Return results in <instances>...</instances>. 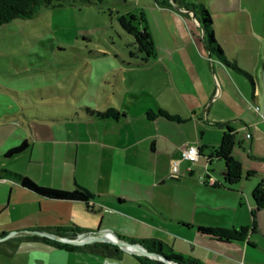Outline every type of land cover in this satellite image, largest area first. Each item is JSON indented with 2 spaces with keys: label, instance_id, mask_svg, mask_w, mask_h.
I'll list each match as a JSON object with an SVG mask.
<instances>
[{
  "label": "crops",
  "instance_id": "1",
  "mask_svg": "<svg viewBox=\"0 0 264 264\" xmlns=\"http://www.w3.org/2000/svg\"><path fill=\"white\" fill-rule=\"evenodd\" d=\"M206 1L207 4L200 3L210 9L215 38L231 65H226L207 50L203 31L194 13L184 8L186 4L182 0H160L150 6H142L140 3L143 2H140L133 12L143 13L155 42L156 56L142 64L122 53L111 52L113 48L109 46L99 51L100 55L121 64V73L116 77L112 91L121 99L122 108L109 106L105 109L121 111L124 117L120 120L89 118L84 108L90 106L77 107L72 103L43 105L47 109L42 114L27 92L9 88L10 99L18 100L20 107L14 101L4 111L0 110V169L8 170L3 162L19 157L28 166H38V171H31L30 167L28 171L43 183L47 181V174L53 185L48 188L64 190L55 185L78 187L83 185L82 181L91 180L107 194H94L84 186L94 196V208L90 210L83 202L50 199L23 187L16 180L0 179V264H145L135 254L120 247L118 256H110L87 248L78 251L31 239L33 236L45 237L34 231L74 239L72 235H58V229L78 230L79 234L108 231L121 238L145 241L153 240L143 232L148 227L155 230L160 239L173 238V242L169 240L170 244L163 243L175 252L202 264L210 263L202 256L195 258L187 248H179L177 236L207 246L219 263L227 259L234 264H241L240 261L246 264L257 258L253 251L259 248L258 240H248L245 235L242 241L227 242L202 236L195 228L181 224L190 222L167 216L155 202L160 199L167 205L178 201H192L198 205H206L208 200L213 203L212 195L198 203L199 198L195 199L198 193L188 178L200 180L206 173L207 157L213 148L219 147L226 130L220 125L228 124L239 133L241 144L235 147L234 156L242 163V178L233 186H223L225 165L216 159L210 164L209 172L219 186L201 181L200 184L211 190L239 194L238 210H242L244 224L248 225L249 220L253 222V236L264 234V210L256 208L251 193L259 184L253 180L254 176L264 177V107L258 99L264 96L254 74L248 70L252 68L255 73H260L264 82V0ZM152 9L160 18L169 19L164 40L167 42L157 35V24L149 13ZM86 63L81 66L90 71L92 85L94 62L87 60ZM145 68L156 73L150 79L158 87L157 95L151 87L138 90L141 78L134 77L132 86L128 85L126 72ZM20 92L24 98L20 97ZM143 93L150 98L147 108L140 105ZM134 99L139 101V107L133 103ZM256 106L260 107L259 112L255 111ZM149 108L160 111V116L151 120L146 114ZM161 111L165 113L161 114ZM166 112L178 117H171ZM15 118H20V123L11 121ZM179 118L187 120L178 122ZM144 119L150 124L154 122L151 129L147 128ZM184 125H189V137L192 138H177V132ZM191 139L199 145L201 156L193 166L183 161L178 176L172 177V163L181 160L182 149L192 144ZM25 140L30 143L27 150L5 157L8 150ZM9 171L19 173L15 169ZM165 185L167 187L161 188ZM128 189L136 193L146 191L153 200L123 199L121 194L132 195ZM243 200L248 203L249 217L244 213ZM232 201L234 203L235 199ZM74 215H99L100 220L97 228L92 230L78 225ZM242 229L248 233L247 226ZM211 243L214 248L208 247ZM228 253L235 258H228Z\"/></svg>",
  "mask_w": 264,
  "mask_h": 264
},
{
  "label": "rangeland",
  "instance_id": "2",
  "mask_svg": "<svg viewBox=\"0 0 264 264\" xmlns=\"http://www.w3.org/2000/svg\"><path fill=\"white\" fill-rule=\"evenodd\" d=\"M156 1L160 0H127L126 3L122 0H107V2L102 5L80 4L75 6L67 4L64 7L57 8L44 7L32 19H19L1 26L0 110L4 111L6 106H9V104L14 101L17 102L18 106L20 105L18 100L14 99V101H12L10 99L11 94L9 93V88L17 92H27V94L32 97L31 101H33L35 107L38 108L42 114H44L45 109H47L43 105H56L58 103H72L77 107L86 105L97 110H105L109 106H114L119 109L122 108L121 99L112 91L114 84H116V77L121 73V64L113 59L111 61L110 57L100 55L99 51L104 50L105 46L108 47L113 43L115 46L113 48L116 52L127 55L125 54L126 51L124 52L122 49V45L127 42L128 38L132 40V37L128 36L120 26L118 22L119 16L136 11L140 2H143L140 3L142 6L146 4H148L147 6H150L156 5ZM182 1L186 5L198 4L200 2L204 4L208 3L206 0ZM153 9L150 10L149 13L157 24L156 32L158 37L164 41L167 38L169 19H164L163 17L160 18L159 13H156V10ZM207 10L210 15H212L208 7ZM190 21L191 19L188 18V22ZM196 21L198 20L196 19ZM87 60L94 62L92 70L94 84L92 85L89 82L90 71H85L86 66H81V64H83V62L86 63ZM241 69L247 71L244 68ZM248 70L254 74L258 85L262 88V96H264V82L260 73H255L252 68H249ZM126 73L129 86H132V79L134 77L138 79L141 78V87L138 90H148V87H151L152 90H154V93L156 95L158 94V87H156L155 83L150 79L156 74L154 71L150 72V70L145 68L139 70L135 69L133 72ZM158 80L163 81V78H158ZM19 95L23 98L25 96L21 92ZM258 99L261 106L264 107V97ZM133 103H137L139 107V101L137 99H134ZM149 103L150 98L143 93V99L140 102L141 107L147 108ZM146 111V114H149L151 120H155L160 116V111L157 109L149 108L146 109ZM120 113L122 114L121 111ZM161 113L165 112L161 111ZM166 114L171 117H178L168 112H166ZM186 120L187 119L185 118H179L178 122H184ZM11 121L20 123L19 121H21V119L15 118ZM144 121L145 124H148L147 126H149L147 128L151 129L153 127L151 125H153L154 122L150 124L147 119H144ZM182 128L183 129L179 131L180 133L177 132V138H192L189 137L191 135L189 125H184ZM191 141L192 144L196 143L194 139H191ZM247 143L249 147L250 142L248 140ZM186 163L188 165H194L188 161H186ZM3 164L9 168L8 170L15 169L21 175H28V178L36 182L40 187L53 186L51 181H49L50 179L47 174V181L43 183L32 172L28 171L29 167L31 171H38V166H28V163L21 161L19 157L14 158L13 160H5ZM188 180L193 183L195 191L198 193V195L195 196V199L199 198L198 203L201 202L202 198L210 199L211 195L213 203H210L211 201L208 200V204L198 205L196 202L192 201H178L177 203L173 202L167 205L162 200L156 199L155 202L158 208L163 210L167 216L171 218L185 220L191 224L203 227L240 231L247 226L249 228L248 233H246L247 239L249 240V238H252V240H258L259 248H255L253 251V253L257 255V258L254 260H248L246 264H264V234L260 233L253 236V222L251 221L250 223L249 220L248 225L244 224L245 221L244 216L241 213L242 210H238L240 204L238 200L241 196L239 194L233 195L201 187L198 178H188ZM253 180H257L260 184L264 181V177H261L258 174L257 176H254ZM82 184L83 185L78 187L75 185L72 187H64L63 185L55 186L59 189L64 188L67 192H72L77 188H84V186H87L94 194L98 192L107 194L105 191L98 189L99 187H96L94 181L86 180L82 181ZM251 185L254 186L253 182H251ZM165 187H167V185L162 186L161 188ZM255 187L252 189L251 193H254ZM128 191H130L132 195L130 196L126 193L121 194L123 199L126 197H133L153 200L152 195L146 191L142 193H136L135 190L129 189L127 192ZM233 198L235 199L234 203L232 201ZM243 202L245 204L243 209L244 213L249 217L250 211L248 203L246 200H243ZM73 218L78 225L92 230L97 228L100 220L99 215H74ZM143 232L147 236L150 235L153 240L160 241L161 246L157 247V252H152L143 244L135 243L140 246L139 251L135 254L136 256L141 257V259L148 258L149 261L152 262L161 261L164 264H183L178 263L171 258L175 255L181 256V254L177 252L168 253L164 250L165 244L163 242L165 241L167 244H170L171 241L173 242V238L168 239L165 237V240L160 239L161 237L159 236V238L156 235L155 230H151V228L148 227H146ZM92 235H94V233L79 234L74 239H78L82 236L89 237ZM175 240H177V246L179 248H187V250H190L189 254H194L193 256H195V258L199 259L202 256V258L210 264L219 263L217 258H215V254L212 253L207 246L193 243L181 236H177ZM126 241L129 242L128 240ZM97 243L111 244L112 242ZM208 247L214 248L215 246L211 243ZM227 255L228 258H235L234 256H231L230 253ZM224 261L234 264V262L227 259L222 260L219 264H225ZM240 263L243 264L242 261H240Z\"/></svg>",
  "mask_w": 264,
  "mask_h": 264
},
{
  "label": "trees",
  "instance_id": "3",
  "mask_svg": "<svg viewBox=\"0 0 264 264\" xmlns=\"http://www.w3.org/2000/svg\"><path fill=\"white\" fill-rule=\"evenodd\" d=\"M124 3L127 0H122ZM107 0H0V27L11 23L15 20H28L34 18L39 11L44 7H64L67 4L70 5H102ZM184 8L190 12H193L198 23L203 31L204 37L203 41L207 50L211 53V55H215L218 59L223 61L226 65L230 66L231 63L228 61L221 47L219 46L213 29V20L208 12L207 8L203 4H192L185 5ZM118 22L124 32L132 37L131 39H127V42L122 45V49L126 56L131 60H140L142 64L147 63L152 58L156 56V46L153 40L152 34L150 33L146 19L143 13H134L129 12L125 15H121L118 18ZM115 47L112 44L109 45L110 48ZM116 52L111 49V52ZM123 52V53H124ZM118 53V52H116ZM6 106V105H5ZM8 107V106H6ZM84 112L87 117L95 118L98 120H120V118L124 117V114H121L118 110L110 108L105 111H98L91 109L90 107L84 108ZM163 114V113H161ZM165 115V114H164ZM149 116V114H148ZM167 117V115H166ZM173 119L171 117H168ZM220 126L225 127L224 136L222 138V142L217 148L212 149V153L207 157V166L210 167V164L213 160H221L225 165V183L223 186H233L238 183L242 178V164L239 160L234 156L235 147L241 144V141L238 140L239 133L228 124H221ZM30 146L28 140H25L20 145L11 148L5 153V157H12L14 155L20 154L27 150ZM201 156V154H200ZM210 171V169H209ZM251 176V173L248 174ZM174 177V176H172ZM8 178L18 181L23 187L50 199L56 200H69V201H79L85 203L90 210L94 208V196L92 193L86 188H77L72 192H67L64 190H58L54 188L48 187H40L37 183L32 181L27 176L21 175L20 173H16L13 171H9L6 169H0V179ZM216 186H219L218 184ZM253 201L255 206L259 210H264V181H262L256 187L253 193ZM181 224L186 228H195L199 234L205 237H209L212 239H221L227 242L231 241H242L245 239L246 229H242L240 231L237 230H226V229H217L212 227H203V226H195L189 223L181 222ZM58 235H72L75 238L78 234V230H65L58 229L56 230ZM88 237H84L81 239H87ZM32 240H41L45 242H51L57 246H63L64 248H73L74 250L82 251L84 248L89 249L91 252H104L110 256H118L120 254V248L116 244L110 243H91L84 246L78 245H68L61 244L57 241H53L46 237L33 236ZM109 239L115 241V238L112 235H109ZM124 241L128 240L129 243H141L148 250L152 252H157V247L161 246L160 241L154 240H145V241H136L131 238H121ZM164 250L168 253L175 251L165 245ZM130 251H135L134 249H130ZM182 256V255H181ZM175 255L171 257L174 261L183 264H202L193 258H186L184 256ZM145 264H164L161 261H149L148 258L141 259Z\"/></svg>",
  "mask_w": 264,
  "mask_h": 264
},
{
  "label": "water",
  "instance_id": "4",
  "mask_svg": "<svg viewBox=\"0 0 264 264\" xmlns=\"http://www.w3.org/2000/svg\"><path fill=\"white\" fill-rule=\"evenodd\" d=\"M34 233L45 236V237H49L51 239H56V240L70 243V244H74V245H85V244H91L95 242H112L118 245L121 249L128 251L132 254H136L140 248L138 244H133V243L124 241L120 237H118L115 233L107 232V231H97L94 233V235L89 236L87 239H81L80 237L78 239H66V238L56 236V235H52L50 233L40 232V231H34ZM109 235H112L115 238V241L110 240ZM130 249H134L135 251H130Z\"/></svg>",
  "mask_w": 264,
  "mask_h": 264
},
{
  "label": "built area",
  "instance_id": "5",
  "mask_svg": "<svg viewBox=\"0 0 264 264\" xmlns=\"http://www.w3.org/2000/svg\"><path fill=\"white\" fill-rule=\"evenodd\" d=\"M255 111L259 112L260 107L256 106L254 107ZM263 116V115H262ZM264 117V116H263ZM247 138L250 139L251 135L248 134ZM201 154V150L199 145L197 144H188L182 149V158L179 161H174L172 163V176L176 177L179 173L180 165L183 161H188L192 164H195ZM206 173L200 176V181L203 184L216 186L218 184V181L216 178L212 177L209 172V168L206 165Z\"/></svg>",
  "mask_w": 264,
  "mask_h": 264
}]
</instances>
